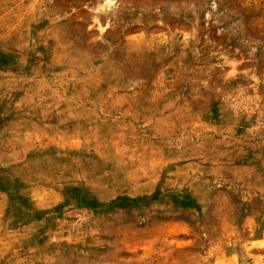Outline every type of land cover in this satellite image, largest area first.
<instances>
[{
  "label": "rangeland",
  "instance_id": "1",
  "mask_svg": "<svg viewBox=\"0 0 264 264\" xmlns=\"http://www.w3.org/2000/svg\"><path fill=\"white\" fill-rule=\"evenodd\" d=\"M0 264H264V0H0Z\"/></svg>",
  "mask_w": 264,
  "mask_h": 264
}]
</instances>
